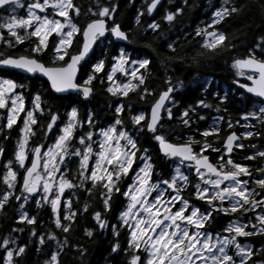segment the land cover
<instances>
[{"label": "snow or ice", "instance_id": "obj_1", "mask_svg": "<svg viewBox=\"0 0 264 264\" xmlns=\"http://www.w3.org/2000/svg\"><path fill=\"white\" fill-rule=\"evenodd\" d=\"M94 3L95 9L89 7L84 15L95 18L81 27L74 19L81 14V8L74 0H33L28 4L25 16L15 14L17 8L23 7L21 0H0V9H10L6 17H0V42L3 47L6 50L16 49L25 42L28 44L22 53L16 55L0 51V66L23 73L40 74L47 78L50 88L56 93L75 91L88 98L93 92L90 85L97 78L96 74L105 70L104 59H98L91 64V71L83 83H76L82 61L89 57L93 46L98 42L110 43L108 37L132 43L129 33L122 30L115 20L117 4L111 3L108 6L102 4L101 0H94ZM159 3L160 0L146 3L147 13L151 14ZM242 9L243 5H238L237 0H222L212 12L211 23L196 30V36L202 38L199 46L209 51L234 48L235 45L227 41L226 34L213 26ZM181 11L182 9L177 8L175 12H167L164 19L172 22ZM141 15L143 12L137 13V22ZM159 27L155 21L147 25V29L153 32ZM53 34L55 36L50 47L49 37H53ZM77 34L82 37V41L74 44ZM174 44L175 42L167 44V49L173 53ZM73 47L76 48L74 52L70 51ZM45 55L49 58L47 63L43 59ZM111 59L113 62L110 69L105 72L109 82L106 91L109 94L127 97L129 92L139 90L141 100L146 95L153 94L148 87H142L149 73V58L133 59L121 47L118 55ZM231 68L236 77H243L247 81H234L244 90L240 94L241 99L250 95L251 110L244 112L241 118L264 125V37H260L249 48L246 56L234 58ZM117 73L126 78L123 83L115 79ZM101 82L103 83V78ZM166 83L167 89L151 104L147 118L143 110H138L130 118L132 127L126 129L119 115L124 110V105L120 103L115 107L113 123L98 127L94 132L92 129L96 127V121L92 112L87 114L86 119L80 120L78 108L73 105L66 113L67 121L58 125V114L49 105L42 107L39 92L32 96L31 107L26 108L23 94L25 85L18 84L13 79L0 78V110L5 121L0 126V133L11 130L21 113H24L13 156L3 165V183L6 188L0 194V210L14 199L19 202L17 221L33 225L36 216H30L24 208L30 199H34L37 207L50 206L54 227L67 233L75 220L76 210L71 207V198L62 201L65 190L80 188L91 193L99 185L105 212L111 207L114 192L128 198L125 209L118 217L119 227H126L128 232V248L123 251L126 254L131 252V255L126 264H264V258H260L264 253V244L254 251L253 244L241 243L238 239L264 235V167L256 169L259 174L257 178L247 165L234 162L230 155L234 148H245L243 140L253 136L259 138L261 132L254 130V124H245V130L239 136L235 131L230 132L223 141L224 155H219L215 163L210 161L206 153L209 150L219 153L221 150L213 142H209L208 138L219 139L223 116L212 118V123L199 133L202 140L189 136L184 142H171L159 132L164 117L173 119L170 105L176 103L171 96L174 92L171 77L167 78ZM214 95L218 96L216 110L219 112V105L224 103L227 95ZM197 107L204 109L212 105L201 99L197 101ZM45 111L48 112L49 119L46 125L40 127L41 140L30 147L31 138L36 136L33 126L38 124L37 116L43 115ZM193 114H197L196 108L191 105L181 111L179 120L185 128L190 127ZM197 118L205 119L199 115ZM239 123L240 121H236L237 125ZM85 125L89 129L87 132L83 131ZM54 126V142L45 144L43 141ZM227 127L233 128L231 120L227 121ZM77 129L82 134L75 136ZM145 130L158 143L163 156L175 164L169 179L152 180L154 165L147 148L143 149L139 157L140 164L133 169L137 152H140L137 147L138 134ZM7 138L5 135L4 139ZM73 139L77 140L79 147L72 146ZM249 147L255 149L256 145ZM3 153L4 149L0 147V156ZM257 156L264 158V151L254 152L245 159L254 160ZM77 160L78 166L73 175L69 165ZM130 171L132 183L121 192L120 183L125 177H129ZM193 174L197 180L192 185L193 194L197 200L206 202L208 207L204 211L180 194L189 186V175ZM70 175L73 176L72 179L68 178ZM242 176L247 179H241ZM73 180H78V183H73ZM249 180L252 182L251 187ZM88 183L91 187L85 188ZM166 192L169 195L166 196ZM62 207L63 212L60 211ZM87 208L88 205L85 204L84 210ZM257 208L260 209L259 212H256ZM237 211L242 214L252 212L254 216H250L247 223L238 219L230 220L222 229V233L226 234L213 233L205 227L206 223L211 222L214 212L230 215ZM93 217L101 229L107 226L100 212H94ZM249 226L251 230L246 231ZM112 228L113 234L118 236L117 225ZM21 231L23 229H12L13 233ZM31 235L36 236L35 228L31 230ZM86 235L91 237L93 230L87 229ZM47 239L55 242L56 247L44 264H60V255L67 237L60 240L54 232H49ZM44 242L45 234L40 233L38 243L42 245ZM74 247H77L81 255L86 252L82 246ZM26 248L27 245L17 243L16 237L5 235L0 239V249L4 250L3 264H16ZM118 250L120 245L116 243L112 246V251L115 253ZM138 251L145 254L143 258ZM253 256L258 258L252 261Z\"/></svg>", "mask_w": 264, "mask_h": 264}, {"label": "trees", "instance_id": "obj_2", "mask_svg": "<svg viewBox=\"0 0 264 264\" xmlns=\"http://www.w3.org/2000/svg\"><path fill=\"white\" fill-rule=\"evenodd\" d=\"M130 2L131 0H104L102 3L108 6H110L111 3L117 4L115 20L121 25L123 29L128 31L132 43L121 44L119 42H115L111 38L110 43L106 42L104 46H100L98 48L95 53V58L98 59L101 56H104L106 59H108V61L105 70L96 74V77L99 81H101V78H103V83L92 81L94 91L91 99L88 101H83L80 98H74L73 95H55L48 89L46 85V89L49 90L47 93L50 97H52L50 106L57 107L64 103L69 105L70 101L73 99H77L82 105H87V102L95 105V100L98 102L101 100L109 99L111 101L112 99H115V96L109 94L106 91L109 82L106 80L105 72L111 64L113 52L116 49L119 50L121 47H124L125 50L131 54V56H133L134 52L147 53V56L150 59L151 68V74L149 75V80H147L148 86L154 87L157 85L158 88L164 87V85H166V83L163 82L164 73L168 74L167 77H171V80L174 82H186L187 85H185V89L181 90L179 88L178 90V98L181 108H187L189 105L196 108L197 101L201 99L214 101L216 104H218V99H212L218 98V96L214 95V93L217 94L216 90L219 88L214 86V82L216 80H227L225 84L232 89L235 88L232 83L234 79V70L231 68L232 60L234 58L246 56L248 54L249 48H252L260 37H264V0H237L238 5H243V9L240 12L233 14L232 17L227 18L225 21L220 22L215 27L219 31L224 32L226 34L227 41L235 45V47L230 50L218 49L217 51L205 50L199 46L200 37H196V28L193 27L195 22L193 21L199 20L198 23L201 24L203 22L211 21L212 12L216 7H219V5L222 3V0H183L182 4L181 0H165V2L163 1L161 4L162 6L157 10L158 15L156 16V20H158L160 27L155 32L152 30L143 32L142 30V26L146 27L151 21L145 17L147 13L146 3H150V0H133L132 5ZM177 6L182 7L183 11L182 14L179 13L176 15L174 21L168 22L164 20V14L160 15L162 9H168L175 12ZM138 12H143V15L139 17V21L137 22L134 20H137ZM205 26H207V24H205ZM166 27L168 28L165 29ZM203 27L204 26H202V28ZM159 35L165 38L163 42L159 40ZM166 42H175L174 53L167 49ZM24 47L25 45H22L17 46L16 49L6 50L3 47V43L0 42V51H4L6 54L16 55V52L21 51ZM159 62L162 63V66H159ZM164 70H166V72H164ZM9 71L10 73L12 72L11 70ZM88 71H90L88 67H83L82 74L87 75ZM194 73L204 74V76H207L208 78L215 79V81H213L210 85L211 88L209 90H205V88L201 85L196 88L189 87L188 82ZM19 75L22 76L21 74ZM35 79L36 78H33L30 81L36 82ZM155 88L157 89V87ZM203 89L204 92H202ZM237 91L238 93L242 92L239 91V89H237ZM120 97L124 99L125 106L131 105L130 109L124 108L120 114L126 123L130 121L131 112H134L138 108L148 109L152 100V98H149L148 96H145L144 99L141 100L139 90L136 92H129L127 97ZM228 97H233L230 100L227 98V101L224 104L226 109H229L228 106H232L231 109H229L228 114L231 113L232 115H238L240 109L237 108L236 96L230 93ZM247 97L250 98V95H247ZM233 100L235 102L232 103ZM43 106L42 98V107ZM113 110L114 109L110 111V115L108 112L106 116L102 115L101 118H106V120L112 119L114 115ZM198 110H200L202 113L207 109L198 108ZM79 111L82 115L81 108H79ZM201 113L196 114V119H194V115H191V124L189 128H185L180 122L178 123V126H175V121L173 120L167 124H162L160 127V132L164 134L169 140L174 142H177V140H182L183 137L179 135L177 138H173L171 136L173 132L180 131L181 134L199 133L202 130L201 126L203 125V121L198 119L197 115L203 116ZM132 115H134V113H132ZM141 123L143 124V122ZM196 130L198 131L196 132ZM10 133L11 135H13V133L16 134V127L11 129ZM209 139H211V137ZM74 141L76 144L78 143L77 140ZM137 141L141 145L146 144L147 147H151L152 152H156V144L154 141H152L151 134L146 130L138 134ZM38 142H40V137L39 134H36V137H34L31 145H35ZM4 143V157L9 155V159H11L14 153V146L12 145L11 138L5 140ZM160 157L161 156L157 154V152L153 155V158L157 159L155 160L157 169H162V171L165 172V175H169L170 172H168V166H166L165 163L158 161ZM77 166L78 160L76 161L74 168H77ZM72 178L73 177L69 176V179ZM0 181L3 184V189L1 192L0 183V192L2 194L6 186L4 185L2 178H0ZM73 183H78V180H73ZM89 185L91 186L90 183L86 184L85 188H87ZM93 191H96V189H93L92 192ZM67 193V198H71L72 204L76 210L75 220L73 221L70 230L67 233H63L61 230L54 227L50 207L47 205L37 207L35 200L32 201L33 206L31 210L27 211L30 216L34 215L37 218L35 224L33 225H28L27 223L17 221V216H15V208L17 204L14 202V199L11 200L3 210H0V239H2L4 234L6 235L7 230L12 228V226H14V228L18 226L19 229H23V231L17 232L15 233L16 235H14L20 244L27 245L26 252L21 258L17 259L16 264H44V261L49 258L52 251L50 246H48L49 240L47 239L46 230L54 232L59 239L63 235L67 237L68 247L66 249L64 248L60 255V264L104 263V256L111 251L112 246L107 245V241L103 238L102 233L99 232L95 227L97 225L94 220H92L91 215L92 212L101 211L104 215L108 216L109 219H113V214L115 213L116 209L123 204L121 195L118 194L115 197H112L110 201L111 207L107 212H105L102 206L97 208L99 201L101 202L99 196H94L91 193H88L85 189L80 188L68 190ZM92 197L95 198V200H93ZM85 198L89 200V204H87L88 208L84 212V207L83 210L79 207L83 205L81 199L84 200ZM77 202L79 203L77 204ZM41 215L46 219V222L43 224H40ZM47 220L50 223L49 225H47ZM224 221L225 219L223 217V222ZM220 222L221 220L219 219L217 224ZM33 228H35L36 236L31 235V230ZM86 228L93 230V235L91 237L87 236L83 231ZM40 233L45 234V242L42 245L38 243V237ZM19 237H24L27 240L19 241ZM74 246H82L83 249H86L84 255L80 254V251L77 249V247L76 251L73 250L72 247ZM124 246L125 245L123 242V249ZM37 247H40V249H37ZM122 251L123 250L115 253L114 260H120V254ZM3 255L4 250L0 249V264H3ZM122 257L125 256L122 255ZM110 263L114 264L113 262Z\"/></svg>", "mask_w": 264, "mask_h": 264}, {"label": "rangeland", "instance_id": "obj_3", "mask_svg": "<svg viewBox=\"0 0 264 264\" xmlns=\"http://www.w3.org/2000/svg\"><path fill=\"white\" fill-rule=\"evenodd\" d=\"M33 2V0H26V1H24V2H21V4L23 5V7H20V8H17V10H16V15H18V16H25L26 15V13H27V6H28V4H30V3H32ZM104 2V0H101V3H103ZM162 2V1H161ZM182 2H183V0H181V4H182ZM80 3H81V5H82V9H83V12L85 13V11L89 8V7H93L94 9H95V7H96V5H95V3H94V0H80ZM183 6V5H182ZM138 7H139V4H138ZM138 7H137V9H138ZM184 7V6H183ZM177 8H180V9H182V7H178L177 6ZM167 10L168 9H162V12L160 13V15H162V14H164V13H166L167 12ZM183 11V10H182ZM182 11L180 12L181 14H182ZM9 12H10V9H8V10H6V14L8 15L9 14ZM136 12H137V10H136ZM51 15V14H50ZM3 17H6L5 15H2ZM86 18H88V17H90V16H85ZM134 21H137V20H134ZM193 22H195L194 23V26L193 27H195L196 28V30L198 29V28H202V26H204L205 27V24H207V25H209L210 23H209V21L208 22H203L202 24L201 23H198L199 22V20H197V21H193ZM196 23H198V24H196ZM86 25V24H85ZM215 27L217 26V25H214ZM203 27V28H204ZM142 30H143V32H146V31H149L148 29H147V26L145 27V26H142ZM168 27H166L165 29H167ZM124 31H126V32H128L127 30H125V29H123ZM209 30H211V29H209ZM180 33V32H179ZM192 33H193V31H192ZM181 35V34H180ZM196 37H199V36H196ZM176 38H178V37H176ZM201 38V37H200ZM164 39L165 38H163L161 35H159V40L161 41V42H163L164 41ZM167 44L169 43V42H166ZM27 47H28V45H26ZM124 48V47H123ZM127 51V50H126ZM119 52V50H115L114 52H113V57L117 54ZM128 52V51H127ZM129 53V52H128ZM145 56H147V53H143V52H141V53H135L134 52V54H133V56H131L133 59H139V58H145ZM102 58V56L100 57V58H98V59H101ZM97 59V60H98ZM106 59V58H105ZM96 60V61H97ZM161 60V59H160ZM159 66H162V63L161 62H159ZM1 69V68H0ZM89 72L90 71H88V74H89ZM164 72H166V70H164ZM2 74V72H0V78H9V77H4V76H2L1 75ZM87 74V75H88ZM22 76H20V75H18V78L20 79V80H22V81H18V80H15L18 84H23V85H25V88L23 89V94H24V97H25V107L26 108H30L31 107V102H32V96L35 94V93H37V92H39L40 93V95H41V98H43V105L45 106V104L46 105H49L50 106V103L52 102V97H50L49 95H48V91L50 90V84H49V82L47 81V79L46 78H44L43 77V79L42 80H37L36 82H30V81H27V76H25V75H23V74H21ZM87 75H84V76H81V77H83V78H86L87 77ZM168 76V74H166V73H164V78L165 77H167ZM9 79H11V78H9ZM115 79L117 80V82H119V83H123L124 81H125V77L124 76H122L120 73H117V75H116V77H115ZM14 80V79H13ZM94 81H96L97 83H99V82H101V81H99L97 78L96 79H94L93 80V82ZM173 81V80H172ZM213 81H215V79H211V78H208L207 76H204V74H200V73H194L193 74V76L192 77H190V80H189V82H188V85H189V87H192V88H196V87H198V86H203L204 88H208L210 85H211V83L213 82ZM227 80H216L214 83V86L215 87H218L219 89H217L216 90V92H217V94H219V95H229L231 92H232V94L233 95H238L239 93H238V91L236 90V89H232V88H230V87H228L227 85H224L225 84V82H226ZM174 82V81H173ZM175 83V82H174ZM184 84V85H183ZM46 85H47V87H48V89H46ZM166 85H167V83H166ZM166 85H164V87L166 86ZM176 87H175V93L177 92V90L179 89V87H180V89L181 90H184L185 89V85H187L186 84V82H182V81H178V82H176ZM154 87H158L157 85L156 86H154ZM153 86H150V88L151 89H153L154 88ZM205 89V90H206ZM19 90V89H18ZM233 90H234V93H233ZM202 92H204V89L202 90ZM174 93V95H173V100L176 102L174 105H170L171 107H172V109L173 108H175V106L177 105L178 106V115L177 116H175V114L173 113V119H171V120H169V119H167L166 117H165V119H164V122H163V124H167L168 122H170V121H175L174 122V124H175V126H178V123L180 122V120H179V116H180V113H181V111L180 110H184L185 108L183 107V108H181L180 107V103H179V98H177V96H176V94ZM242 93V92H241ZM119 97L120 96H115V99H119ZM156 98H158V96L157 97H154V98H152V100H151V104L155 101V99ZM115 99H112L111 101L108 99V100H101V101H94V103H95V105H93V104H90V103H88L87 102V105H82V104H80L79 103V101L77 100V99H73V100H71L70 101V104L69 105H67L66 103H64V104H62V105H59V106H57V107H52L51 106V110L52 111H54V112H56L57 114H58V116H59V120H58V122H57V124L58 125H62L64 122H66L67 121V115H66V113H67V111L70 109V107L71 106H73V105H75L77 108H78V115H79V119L80 120H84V119H86V117H87V114L89 113V112H92L93 113V115H94V118H95V121H96V123H97V126L96 127H94L92 130L95 132V130H96V128H98V127H106V126H108L109 124H111V123H113V121H114V119H113V117H114V115H113V117H112V119H110V120H112V121H110V120H106V118H101V116L102 115H104V116H106L107 115V113L109 112V115H110V111L112 110V109H114L115 110V107L118 105V104H120V103H122L123 105H124V108H127V109H130V106L129 105H127V106H125V104H124V101H121V100H119V101H117L116 102V100ZM212 99H218V98H212ZM236 99H237V108H239L240 109V112H239V114L238 115H232L231 113L230 114H228L229 113V111H228V113H227V116L226 115H224L223 114V117H224V120H223V126H227V121H229V120H231V122L233 123V126L234 127H236V128H238L239 130H241V133L245 130V128H244V125L245 124H254L255 125V129L254 130H258V131H260L261 132V137H259V138H257V137H255V136H253V137H250V138H248V139H246V140H243L242 142L245 144V148H243V149H236L237 151H236V155L241 159V161L242 162H238V163H241V164H244V165H247L251 170H252V173L255 175V177H259V174L256 172V169L257 168H260V167H264V160L263 161H261L259 164H257V165H255L254 163H252V161L251 160H248V159H245V157L246 156H249V155H251V154H253L254 152H258V151H264V125H261V124H259V123H257L255 120H250V121H245V120H243L241 117H242V114L244 113V112H247V111H249V110H251V102H250V98H248L247 97V95H245V97L243 98V99H241V96H236ZM100 100V99H99ZM227 100V99H226ZM218 101V100H217ZM116 102V103H115ZM205 102H207L208 104H211L212 105V107H210V108H206L207 110L206 111H204V112H202L201 113V111L200 110H197L196 111V113L197 114H202L203 115V117H205V119L204 120H202L203 121V125L201 126L202 127V130L200 131V132H202L209 124H211L212 123V118L213 117H216V115L218 114V113H220V112H222L223 113V109H226V108H223L222 109V107H220L221 108V111H219V112H217V110H216V108H217V105L218 104H216L214 101H210V100H205ZM233 102H235L234 100L232 101V103ZM231 103V104H232ZM151 104H150V106H151ZM229 107V109H231V107L230 106H228ZM79 108H81V110H82V115H81V113H80V111H79ZM113 110V111H114ZM138 110H144V109H142V108H138V109H136L134 112H136L137 113V111ZM114 114H115V111H114ZM120 115V114H119ZM23 116H24V113L22 112L21 113V115H20V118H18V122H20L21 124H22V118H23ZM131 116H132V114L130 113V118H131ZM193 116V115H192ZM111 118V117H110ZM115 118V117H114ZM120 118L123 120V118H122V116L120 115ZM48 119H49V115H48V112L46 111V113H45V115L43 116V117H41V124H45L46 125V123L48 122ZM110 121V122H109ZM236 121H240V123L237 125L236 124ZM221 122V121H220ZM123 124H124V126H125V128L126 129H130L131 127H132V124H131V119H130V121L128 122V123H126L124 120H123ZM3 125V116H2V110H0V126H2ZM89 129H88V127H87V125H85V127H84V129H83V131L84 132H87ZM198 130H196V132H197ZM223 131V127L221 128V132ZM199 132V133H200ZM221 132L219 133V139L221 138ZM77 133V134H76ZM80 134H82L81 133V130L80 129H77L76 130V132H75V136H78V135H80ZM5 136L6 134H5V132H3V133H0V139H1V137L2 136ZM55 135H56V127L54 126V129H53V131L52 132H50L49 134H48V137L43 141L45 144H47V142H49L52 138V141H51V143H53L54 142V137H55ZM179 135H181L182 137H183V139H185L186 140V138L187 137H189V136H193V134H190V133H184V134H181L180 133V131L179 132H173L172 133V137L173 138H177ZM19 136V135H18ZM7 137H8V135H7ZM41 138V137H40ZM96 137H94V139H95ZM18 139V137L15 139L14 138V144H15V147H16V140ZM196 139V138H195ZM74 140H76V139H73V141H72V146L73 147H79V144L77 143L76 144V142L74 141ZM152 141H154L153 139H152ZM155 142V141H154ZM50 144V143H49ZM155 144H156V152H157V154H161V152L159 151V147H158V144L155 142ZM256 145V148L255 149H253V148H251V147H249V145ZM15 147H14V150H15ZM3 148V147H2ZM144 148H147V149H149L147 146L146 147H143V148H138V149H140V152H137V154L139 155V157H140V155H141V153H142V151H143V149ZM242 150H244V151H242ZM149 155L152 157V163H153V165H155V163H154V159H153V152L149 149ZM1 157V156H0ZM162 158H163V160H164V163L166 164V166H168V172H170L169 173V175H165V172H163V171H159L156 175H154V168H153V172H152V180L153 181H156L157 179H160V180H164V179H169L170 178V176H171V174H172V170L175 168V164L173 165V167L171 168V166H172V163H170L168 160H166L165 158H164V156L162 155ZM260 157L259 156H257L256 158H255V161H258V159H259ZM75 164H76V162L75 163H72V164H70L69 166H70V171L72 172V174L73 175H75V173H76V168H74L75 167ZM3 165H4V162L3 161H1V163H0V166L1 167H3ZM168 172H167V174H168ZM187 174V173H186ZM72 176V175H71ZM73 177V176H72ZM124 179H127V177H125ZM196 183V182H195ZM97 186H99V185H97ZM249 186L251 187L252 186V182H251V180H249ZM88 187H91L90 185L89 186H87V188ZM194 190V189H193ZM257 191H260L259 189H257ZM67 192H68V190H65V193H64V196L62 197V201L63 200H65V199H67L66 198V194H67ZM89 193V192H88ZM91 194L92 195H94V196H99V199L100 200H102V198H101V196H100V189H96V191H93V192H91ZM155 194V193H154ZM165 195L167 196V195H169V193L168 192H166L165 193ZM93 196V197H94ZM116 195H113L112 197H115ZM92 197V199L93 200H95V198H93ZM30 200H32V199H30ZM29 200V201H30ZM81 201L83 202V205L82 206H78L79 208H81L82 210H83V207H84V205L85 204H89V200L87 199V198H85L84 200H82L81 199ZM80 201V202H81ZM99 201V200H98ZM16 204H17V206H16V208H15V213H16V215L15 216H18V214H19V202H17V201H14ZM79 202H77V204H78ZM101 204H102V202H100L99 201V203H98V207L97 208H99V207H101ZM32 203L31 202H28L26 205H25V208H24V211H28V210H31V208H32ZM47 206H49V205H47ZM121 206V205H120ZM120 206L116 209V211H115V213L113 214V219H110L109 221H108V219H106V218H104V217H102L101 216V218L102 219H104V220H106V222H107V226L105 227V228H103V229H101L100 227H99V225L97 224V222L95 221V219H94V217H93V213L94 212H92V215H91V218H92V220H94V222L96 223V225L97 226H95L96 228H97V230L99 231V232H101L102 233V235H103V238L107 241L106 243H107V245H109V246H113L114 244H116V243H119V245H120V250H118L117 252H115V253H118L119 251H121V250H123V242H122V239H123V237H124V235H125V231H124V229H122V228H120V229H118L117 228V231L119 232V235L118 236H116V235H114L113 234V228H112V226L113 225H116L117 224V222H116V218H118V216H119V212H120ZM177 206H178V204H177ZM197 206V205H196ZM50 207V206H49ZM71 207L73 208V209H75V207L73 206V204L71 203ZM125 209V208H124ZM123 209V210H124ZM257 210V209H256ZM60 211L61 212H63V207L60 209ZM91 211V210H90ZM84 212H85V210H84ZM46 222V219H45V217H43L42 215H41V220H40V224H43V223H45ZM50 223H49V221L47 220V225H49ZM14 228V226H12V228H10L9 230H7V232H6V235H11V236H14V235H16L15 233H13L12 232V229ZM16 228H18V226H16ZM86 230H87V228L85 229V230H83L85 233H86ZM49 232H51L50 230H46V235L49 233ZM11 233V234H10ZM5 236V234L3 235V237ZM121 236V237H120ZM2 237V238H3ZM64 238H65V236L63 235L61 238H60V240H64ZM21 240H27L26 238H24V237H19V241H21ZM49 242V244H48V246H50V249L51 250H54L55 249V247H56V245H55V242H51V241H48ZM17 243L18 244H20L19 242H18V240H17ZM68 247V243H66V245H65V249ZM40 249V247H37V249ZM73 248V250H75L76 251V247H72ZM125 249V248H124ZM123 252V253H122ZM121 252V256H120V260H114V255H115V253L112 251V247H111V251L110 252H108L105 256H104V263H102V264H111L110 262H113L114 264H126V262H127V260H128V257L131 255V252H129L128 254H126L124 251H122ZM122 255L123 256H125V257H122ZM144 255L145 254H143L142 255V258L144 257ZM125 261V262H124Z\"/></svg>", "mask_w": 264, "mask_h": 264}, {"label": "flooded vegetation", "instance_id": "obj_4", "mask_svg": "<svg viewBox=\"0 0 264 264\" xmlns=\"http://www.w3.org/2000/svg\"><path fill=\"white\" fill-rule=\"evenodd\" d=\"M24 1H26V0H22L21 2H24ZM74 3L75 4H77L80 8H81V14H80V16L78 17V18H74L75 19V22L78 24V25H80L81 27H84L85 26V24H87L89 21H90V19H93V18H95V17H93V16H90V17H88V18H86L85 17V15H84V12H83V9H82V5H81V3H80V0H74ZM131 5H132V3H133V0H131ZM159 7H161V6H157L155 9H154V11H153V13H151V14H148V13H146V15H145V17L150 21V20H156V16L158 15V13H157V10H158V8ZM6 10H8V9H0V17H3L2 15H4V14H6ZM51 14V13H50ZM166 13H164V15H165ZM114 16H115V14H114ZM152 23V22H151ZM149 31H151L150 29H148ZM54 36H55V34H53V37H49V46L51 47V44H52V42H53V40H54ZM34 39V38H33ZM108 40L110 41L111 40V37H108ZM76 41H82V37L79 35V34H77V36L74 38V44H75V42ZM105 42L106 41H104V42H98L97 44H96V46H95V49L93 50V52H92V54H91V56L88 58V59H86L85 61H82V66L80 67V73H79V77H78V82L79 83H82V78H81V76H82V69H83V67H88V68H90L91 69V64L92 63H95L96 62V58H95V53H96V51L98 50V48L100 47V46H104L105 45ZM108 42V41H107ZM202 43V38H199V44H201ZM23 45H25V47L21 50V51H19V52H16V54H19V53H22L23 52V50L25 49V48H27V46L26 45H28L27 44V42H25ZM70 51H76V48L75 47H73V48H71L70 49ZM146 58H148V56H145ZM43 59H44V61H45V63H47L48 62V56L47 55H45L44 57H43ZM101 59H104V61H105V68L107 67V61H108V59H105V57L103 56ZM113 62V61H112ZM12 70H15V69H12ZM17 71V70H16ZM0 72H2V73H5L3 70H0ZM19 72V71H18ZM19 73H21V72H19ZM6 74V73H5ZM21 74H23V75H25V76H28V77H30V75H28V74H24V73H21ZM151 74V68H150V65H149V73L147 74V76H146V82H145V85H144V87H148L149 89H151L150 88V86H148V82H147V80H149L148 78H149V75ZM9 76H11V77H13L14 78V80H18V81H22V80H20L19 78H18V73L17 72H15V71H13L12 73H9ZM167 78L168 77H165L164 78V83H166V80H167ZM240 80H241V82H247L246 80H245V78H243V77H240ZM171 84H172V86L173 87H176V83H174L172 80H171ZM167 87H168V84L165 86V87H162V88H158L157 87V89L154 87L153 89H151L152 91H153V94L152 95H146V96H148L149 98H154V97H157V96H159V94L162 92V91H165L166 89H167ZM211 88V86H209L206 90H209ZM174 93H175V91L172 93V98H173V95H174ZM176 94V96H177V98H178V90H177V92L175 93ZM240 94L241 93H239L238 95H236L237 97L238 96H240ZM69 95V94H68ZM77 98H81V96H79V94L78 93H75L74 94ZM64 96H66V95H64ZM227 98H229V100L230 99H232L233 97H228L227 96ZM116 100V99H115ZM203 100H206V99H203ZM117 101H119V100H116V102ZM121 101H124V100H121ZM226 101L227 100H225L224 101V103L223 104H220L219 106L220 107H222V109L223 108H225V103H226ZM115 102V103H116ZM218 102V104H219V100L217 101ZM207 103V102H206ZM129 106H131V105H129ZM198 108L199 107H196V111L198 110ZM145 113H146V118H147V114L149 113V111H150V106H149V108L148 109H144L143 110ZM172 111H173V113L175 114V116H177L178 115V106L176 105L175 106V108H173L172 109ZM180 111H183V110H180ZM228 111H229V109H227V111H224V109H223V113L222 112H220V113H218L216 116H223V114L224 115H226L227 116V113H228ZM114 115H116V114H114ZM194 115V117L196 116V114H193ZM164 119H165V117H164ZM164 119H163V122H164ZM194 119H196V117L194 118ZM193 119V120H194ZM163 124V123H162ZM161 127V126H160ZM223 127V131L221 132V138L220 139H215V137H211V139H209L208 138V140H209V142H213L214 143V146L216 147V148H219L221 151L219 152V153H217V152H213V151H211V150H209L206 154L209 156V159H210V161H212L213 163H215L216 162V160H217V157L219 156V155H224V149H223V141L225 140V138L227 137V135L230 133V132H232V131H235L236 133H237V135L239 136L240 135V133H241V130H239L238 128H236V127H234L233 126V128H231V129H229L227 126H223V120L220 122V128H222ZM159 132H160V128H159ZM193 134V137H195L197 140H202V138L200 137V135H199V133H192ZM261 137V136H260ZM8 140V139H7ZM11 141H12V145L14 146L15 144H14V141H13V139H12V137H11ZM185 141V139H182V140H177V142L176 143H180V142H184ZM137 147L138 148H143V147H146V144H144V145H141L140 143H138V141H137ZM194 147H196V146H194ZM150 150H152L151 149V147H148ZM157 150V149H156ZM196 150H198V148H196ZM236 149L234 148V152L232 153V154H230L231 156H232V159L234 160V162H242L241 161V159L236 155ZM242 151H244V150H242ZM154 154H156V152H153V155ZM160 158L158 159V161H160L161 163H164V160H163V158H162V155L160 154ZM8 157H9V155H8ZM154 159V158H153ZM166 159V158H165ZM155 160H157V159H154V163H155ZM166 160H168V159H166ZM264 160V158H259L258 159V161H255V159L254 160H251L252 161V163H254L255 165H257V164H259L261 161H263ZM170 163H172L170 160H168ZM140 159H139V155L137 154V157H136V162L133 164V169H135L139 164H140ZM173 165H174V163H172V167H173ZM251 170V169H250ZM159 171H162V169H157V166H156V164L154 165V175H156ZM131 175H132V172L130 171V173H129V177H127V179H124L121 183H120V188H121V192H123V191H125L126 190V188H127V185L128 184H130V183H132V181H131V179H130V177H131ZM253 176H255L254 174H253ZM241 179H247V177H244V176H242L241 177ZM189 181H190V183H189V186L187 187V188H185V189H183L182 191H181V196L182 197H184V198H187L192 204H195V205H197L200 209H201V211H204L208 206H207V204H206V202H204V201H200V200H197L196 199V197L194 196V190H193V187H192V185H194L195 184V182H197V180H196V178H194V174L193 175H189ZM118 194H120V193H113V195H118ZM112 195V196H113ZM121 195V194H120ZM121 197H122V199H123V204H122V206L120 207V212L126 207V205H127V203H128V198L127 197H124V196H122L121 195ZM177 204L179 205V202H177ZM225 205H227V202H225ZM101 206L103 207V205L101 204ZM260 211V209L259 208H257V210H256V212H259ZM97 212V211H96ZM98 212H100L101 213V216L102 217H104V218H106V219H108V221L110 220L109 219V217L108 216H106V215H104L101 211H98ZM119 212V213H120ZM250 216H254V213H252V212H249V213H241V211H237V213H234V214H230V215H225V214H223V213H216V212H214L213 213V217H212V219H211V222L210 223H206L205 224V227L209 230V231H212L213 233H216V232H221L222 233V229L229 223V221L230 220H234V219H238V220H240L241 222H243V223H247L248 222V219H249V217ZM119 217V216H118ZM223 217H224V219H225V221L223 222ZM221 220V222L220 223H218L217 224V222H218V220ZM116 222H117V228L118 229H120V227H119V225H118V218H116ZM124 229V231H125V235H124V238L126 237V235H128V232H127V229H126V227L125 228H123ZM246 231H248V230H251V227L249 226V228H246L245 229ZM222 234H226V233H222ZM238 239H240V242L241 243H245V242H249V243H251V244H253V246H254V251L256 250V249H259L260 248V246L262 245V244H264V235H256V236H252V237H247V238H238ZM124 245L126 246V244L124 243ZM140 254H144V253H142V252H139ZM229 254H231V253H229ZM258 257L257 256H253L252 257V261H255L256 259H257ZM260 258H264V253H262L261 254V257Z\"/></svg>", "mask_w": 264, "mask_h": 264}, {"label": "water", "instance_id": "obj_5", "mask_svg": "<svg viewBox=\"0 0 264 264\" xmlns=\"http://www.w3.org/2000/svg\"><path fill=\"white\" fill-rule=\"evenodd\" d=\"M160 1H161V0H160ZM158 5H159V4H158ZM158 5H157V6H158ZM153 11H154V10H153ZM152 13H153V12H152ZM94 47H95V45L93 46V49H94ZM92 51H93V50H92ZM92 51L90 52V54L92 53ZM89 56H90V55H89ZM87 58H88V57H87ZM87 58H86V59H87Z\"/></svg>", "mask_w": 264, "mask_h": 264}]
</instances>
